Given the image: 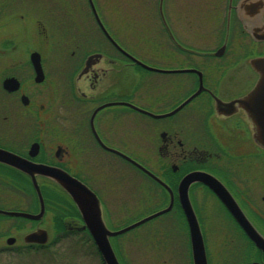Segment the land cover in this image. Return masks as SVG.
Wrapping results in <instances>:
<instances>
[{
    "label": "flooded vegetation",
    "instance_id": "flooded-vegetation-1",
    "mask_svg": "<svg viewBox=\"0 0 264 264\" xmlns=\"http://www.w3.org/2000/svg\"><path fill=\"white\" fill-rule=\"evenodd\" d=\"M101 3L0 0V150L8 153H0V209L38 214L36 180L42 218H12L31 223L22 241L38 228L51 236L46 245L23 241L20 248L44 250L83 236L98 251L92 220H85L74 196L56 179L33 177L17 164L67 172L91 192L89 210L99 209L111 231L139 221L125 219L135 218L141 201L159 200L165 206L157 211L171 205L164 214L179 212L189 236L181 183L201 172L216 188L195 181L188 196L208 264L210 232L235 249L231 264L253 249L260 258L244 264H264V251L234 214L241 212L264 236V148L255 141L253 122L264 109L238 101L260 77L251 61L264 57V0L143 2L162 24L154 35L165 36L167 49L159 56L128 49L109 31ZM92 25L101 32L100 47L82 49L77 32L90 40ZM146 73L165 80L152 81ZM136 228L111 237L113 248L116 238Z\"/></svg>",
    "mask_w": 264,
    "mask_h": 264
},
{
    "label": "rangeland",
    "instance_id": "rangeland-1",
    "mask_svg": "<svg viewBox=\"0 0 264 264\" xmlns=\"http://www.w3.org/2000/svg\"><path fill=\"white\" fill-rule=\"evenodd\" d=\"M99 1L101 2V0ZM102 1V7L105 6V13L109 18L107 26L109 31L122 37L128 49L133 50L137 47L146 54L152 53L157 56L164 54L167 49L165 36L154 35V32H157L155 34L162 33L158 12L155 23L151 10L142 7L143 2L152 0ZM174 1L180 3L183 0ZM82 29L85 31L84 26ZM89 30L90 40L81 30L77 32L75 43H79L82 49L99 48L100 42L97 41V36L101 32L93 25ZM63 43L61 40V45ZM75 43L70 48H74ZM146 74L147 78L152 81L164 82L165 80V77L161 75ZM164 206V203L159 200L141 201L137 213L133 216L135 218L124 219L126 222L133 221V219L141 220ZM0 221H6L1 223L3 229L0 232V237H2L0 247L6 246L7 248L0 249V264H103L98 251L89 247L83 236L63 239L57 245H50L44 250H26L20 247L23 243L22 233L30 227V221L3 216L0 217ZM210 235L212 239L211 247L208 249L209 262L231 264L230 258L234 257L232 253L235 249L231 248L232 250L229 251L225 248L227 242L224 241V238L219 244L216 234L210 232ZM7 236L15 237L16 243L7 245L5 242ZM114 250L121 264H193L189 231L182 215L175 211L154 218L138 226L134 231L116 238ZM250 256L243 255L240 264L246 263L249 259L260 258L254 249Z\"/></svg>",
    "mask_w": 264,
    "mask_h": 264
},
{
    "label": "water",
    "instance_id": "water-1",
    "mask_svg": "<svg viewBox=\"0 0 264 264\" xmlns=\"http://www.w3.org/2000/svg\"><path fill=\"white\" fill-rule=\"evenodd\" d=\"M106 34H109L107 29L103 27ZM96 57L95 55H92L88 58L86 62V67L84 68L82 73H85L87 71V68L90 66L91 60ZM142 64V63H141ZM251 64L254 66V68L259 72V80L254 87V89L245 97L238 100L243 106H247L248 104L258 107H262L264 109V57L260 58H254L251 61ZM147 68L154 69L152 67H149L145 65ZM195 96V95H194ZM191 99V98H190ZM261 115V114H260ZM254 124L256 125V134H255V141L264 148V113L263 117H258L253 119ZM5 155H8L6 152H1ZM6 160V159H5ZM18 166L22 167L23 170L29 172L33 177L36 174H42L46 176H50L53 179H56L69 193H71L76 203L79 206V209L81 213L83 214L85 220L89 223L90 220H92V235L96 242L98 251L100 252V255L102 257V260L104 264H120V261L114 251V248L110 242V238L123 234L133 228H136L147 221L156 218L166 212H168L171 209V205L167 207L166 209H162L160 211H157L147 217L142 218L141 220L135 222L134 224L127 226L125 228H122L120 230L111 231L109 230L104 223L102 222L101 215L99 209L96 211L91 212L89 210L88 204H89V190L80 182L72 178L67 172H64L62 170L56 169V168H48L44 167L42 165H33V164H17ZM138 165V164H137ZM143 170H145L142 166L138 165ZM146 171V170H145ZM147 172V171H146ZM151 176L157 178L152 173L148 172ZM158 179V178H157ZM195 181H204L211 186L215 187V184L208 179L207 177L203 176L201 172H193L187 175L182 183L181 187H183V192L181 196V203L183 206V209L185 211L189 227H190V238H191V250H192V256H193V264H208L207 262V256H206V249L204 245V239L203 235L198 223V219L196 217L195 211L193 209V206L191 204L190 198L188 196V187L192 182ZM35 187L38 193V196L41 201V211L38 214H31L28 212L23 211H6L0 209V214H4L11 217H22V218H28V219H34L39 220L42 218L44 213V201L42 197V193L40 190L39 185L36 183V180H34ZM83 187L80 188V186ZM86 190V191H85ZM89 193H88V192ZM220 196L223 198V200L227 203L230 202L229 200L225 199V194L220 193ZM89 197V198H88ZM235 216L238 218V220L242 223L245 230L247 231L248 235L252 238V240L255 242L258 248H260L262 251H264V236H262L255 228L252 227V225L246 220L244 215L240 212H238L236 209L234 210ZM51 239L50 234L47 232L46 229L38 228L34 231H29L23 236V241L26 244H38V245H46L49 243ZM15 242L14 237L8 238L7 243L9 245H12ZM251 264H263V263H251Z\"/></svg>",
    "mask_w": 264,
    "mask_h": 264
}]
</instances>
